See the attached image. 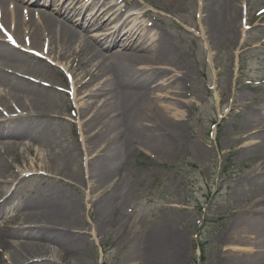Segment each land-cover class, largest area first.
I'll use <instances>...</instances> for the list:
<instances>
[{"label": "bare ground", "instance_id": "obj_1", "mask_svg": "<svg viewBox=\"0 0 264 264\" xmlns=\"http://www.w3.org/2000/svg\"><path fill=\"white\" fill-rule=\"evenodd\" d=\"M92 1L97 5L108 6L107 12L105 9L104 11L115 25L122 23V34L130 40L127 43V47L132 49L129 48L130 52L117 51L115 55H107V52L114 48V44L106 38L94 35L91 38L84 26L71 27V22L66 17L67 9L59 8L54 12L55 17L45 11H37L36 14L34 10L22 7L26 4L23 0H0L1 25L11 24L10 33L14 37L8 42L0 36V141L4 139L5 133L15 136L17 131L22 136L31 137L44 126L45 123L42 121H60V116L56 112L48 114L45 110V93L53 88L48 82L49 78L43 79L42 75L25 60L14 56L11 49V43L17 42L23 36L32 40L34 44L44 41L45 49H49L52 54L57 53V60L71 62L69 70L73 73L66 86L75 89L74 101L77 109L75 114L85 119L81 124L83 131L81 148L79 145L75 147V152H79L82 161L79 172L83 175L81 178L78 172L77 176L71 178L83 184L88 192V198L96 191L95 184L98 181L97 184L102 183L99 191L105 194L116 195L121 190L123 178L119 172L116 173L119 167L115 154L120 144L128 150L127 156L130 160L142 155L154 163L135 146L136 136L143 137L142 130L149 129L155 135L159 148L156 146L153 151H156L163 160H173L178 164L174 160L178 153L187 155L191 152L189 149L191 142L186 138L184 130L188 122L184 108L190 105L182 100L187 95L185 89L179 88L180 80H187L188 75L182 71L181 59H177L170 49L156 38L157 33H154V29L149 30L150 24L144 20L146 15H149L148 12L140 17L137 9L123 11V8L129 5L124 3L121 8L119 0L110 5L107 0ZM247 1L197 0L195 9L198 11V18L192 24L196 25L203 36L208 34L212 43H220L223 31H227V28L237 41L240 34L244 35V30H241L243 24L239 8H243ZM41 2L42 0H35L34 4ZM167 2L176 8L178 0ZM57 3L60 4V1ZM31 49L30 46L26 49L20 48L21 51ZM42 53L41 51L40 56L44 57ZM31 78H34L35 82H31ZM153 83H160V89L173 87L172 89H175L173 94L176 96L173 97L174 102L172 100L161 102V97H155L154 89L150 86ZM61 94L65 96L66 93ZM262 96L256 99L259 109H254V114L249 118L243 117L242 122L245 126L237 130L234 137L226 138L221 146L223 149L224 147L229 149L230 154L250 159L248 174L242 170L238 171L235 180L241 185L248 182L249 187L242 188L243 193L249 195L250 201L244 209L241 205L235 206L233 211L238 215L233 220L232 229L220 240V245L228 249L219 251L216 264H264V136L258 133L264 124V91ZM235 105L233 108H238V105ZM16 114L18 115L15 116ZM3 125L12 126L14 129L4 132ZM86 134L90 136L85 137ZM27 144L15 139L0 144V185L9 186L28 178L30 172L35 173L38 170H44L48 179L57 182L65 178L70 179L63 167L62 156L42 155L38 151L34 152L30 145L24 147ZM145 144L147 145L146 142ZM150 145L148 144V147ZM238 145L240 148L236 150L235 147ZM20 149L29 150L34 155V162L26 164L24 169L17 168L8 161V158L13 157L17 162L16 153ZM193 149L194 154L202 158L204 148L195 145ZM65 159L67 163L71 162V159L66 157ZM36 190L30 192L31 197L28 203L26 202V210L21 217L12 218L20 227L17 232L8 233L10 237L13 236V241L10 242L8 239L0 241V250L13 249L7 257L0 256V264H34L36 257L48 254L58 259L60 264H89L87 258L78 253L79 242L69 238L70 233L66 235L65 232L77 214L76 205L62 199V190L54 195L46 192V198L42 196L43 191L36 195ZM100 194L96 200L99 206L98 213L103 219H107L115 212L111 206L114 199L108 201ZM87 207L90 210V206ZM251 218H254L252 222ZM75 221L83 222L82 216L79 215ZM98 222L102 226L103 221ZM26 226L36 227L38 230L35 232L27 230ZM74 229L70 231L73 232L71 233L73 236L79 234ZM95 229L97 232L100 227L95 225ZM257 233L259 235L254 237ZM158 235V237L150 235L147 244H140L142 248L138 264L142 262L182 264L186 260L185 249L187 245L189 246L187 233L175 232L169 224H165ZM136 248L132 245L125 259L128 257V260H131Z\"/></svg>", "mask_w": 264, "mask_h": 264}, {"label": "rangeland", "instance_id": "obj_2", "mask_svg": "<svg viewBox=\"0 0 264 264\" xmlns=\"http://www.w3.org/2000/svg\"><path fill=\"white\" fill-rule=\"evenodd\" d=\"M124 1L133 9L149 12L144 18L146 23L152 25L149 28L154 29L159 40L177 59H181L182 71L188 75L187 80H180L179 88L185 89L187 95L182 100L190 105L184 108L188 116L184 130L186 138L191 142V152L187 155L178 153L174 159L178 164L173 160H163L153 151L159 143L155 135L149 129L142 130L143 137L136 136L135 146L154 163L142 155L130 160L128 150L120 144L115 154L119 167L117 172L123 178L121 190L116 195H101L96 188L88 198L83 184L71 178L77 176L82 166L80 154L75 152V147L81 142V124L85 119L74 116L76 109L71 92L68 97L60 92L63 88L67 89V81H64L61 69L27 53L15 52V55L19 54L22 60L35 68L43 79L49 78L48 82L53 88L45 93V110L48 114L56 112L62 118L59 122L42 121L45 124L33 136L30 146L34 152L38 151L42 155L62 156L63 167L70 179L63 178L57 182L48 179L44 170L30 172L28 178L17 183L14 205H18L17 212L22 214L21 209L26 210L25 202L28 203L30 192L34 189H37L36 195L43 191L44 198L46 192L54 195L62 190V199L69 204L72 202L79 210L65 231L66 235L70 233L69 238L79 242L78 253L87 258L89 264H138L142 248L140 244H147L150 235L158 237L165 224H169L175 232L187 233L189 246L185 249L186 260L182 264H216L219 251L228 249L220 245V240L232 229L233 220L238 215L233 211L235 206L241 205L244 209L250 201L249 195L244 194L242 188L249 187L248 182L242 185L235 182L238 171L248 174L250 159L230 154L229 149L221 146L226 138L234 137V133L245 126L242 118L253 115V110L259 109L256 99L263 97L264 14L259 15V11L264 8V0H248L243 8H239L244 35L240 34L235 41L227 28V31H223L220 43H212L208 34L203 36L196 25L192 24L198 18L195 9L197 0H178L176 8L171 7L167 0ZM107 2L114 3V0ZM10 25H6L9 30ZM188 30L190 33H187ZM198 34L200 36H195ZM43 42L32 46L38 51L45 50ZM19 43L27 45L25 39ZM111 53H115V50L107 54ZM56 56L57 53L49 52L47 58L53 62ZM59 63H62L66 71L71 65L70 60ZM31 80L34 82V78ZM159 85H150L154 89V96L161 97V102H172L176 97L173 94L175 89H160ZM235 104L238 108H233ZM258 133L264 136V124ZM89 136L86 134L85 137ZM148 144L151 145L148 147ZM195 145L204 148L202 158L194 154ZM239 148L240 145L235 147L236 150ZM16 157L17 162L13 158L8 161L20 169L34 162V155L29 150H19ZM65 157L71 159V162L67 163ZM79 173L82 178L83 173ZM13 187L0 186V194L9 193ZM99 194L108 201L114 199L111 206L115 212L107 219L98 213L96 200ZM79 215L83 222L76 223L75 219ZM99 220L103 221L102 226ZM95 225L100 227L97 232ZM73 228L79 234L71 235ZM7 229L17 232L20 227L17 223L9 222L3 231ZM30 229L34 232L38 230L29 226L27 230ZM9 240L13 241L12 238ZM132 245L137 247L133 252L134 257L131 260L128 257L125 259ZM11 251L13 249H2L0 256L5 258ZM34 264H60V261L48 254L36 257Z\"/></svg>", "mask_w": 264, "mask_h": 264}, {"label": "snow or ice", "instance_id": "obj_3", "mask_svg": "<svg viewBox=\"0 0 264 264\" xmlns=\"http://www.w3.org/2000/svg\"><path fill=\"white\" fill-rule=\"evenodd\" d=\"M0 27H2V26H0Z\"/></svg>", "mask_w": 264, "mask_h": 264}]
</instances>
